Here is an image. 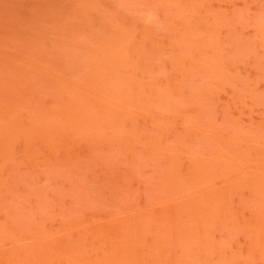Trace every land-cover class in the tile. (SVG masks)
Returning <instances> with one entry per match:
<instances>
[{
  "label": "rangeland",
  "instance_id": "obj_1",
  "mask_svg": "<svg viewBox=\"0 0 264 264\" xmlns=\"http://www.w3.org/2000/svg\"><path fill=\"white\" fill-rule=\"evenodd\" d=\"M0 264H264V0H0Z\"/></svg>",
  "mask_w": 264,
  "mask_h": 264
}]
</instances>
